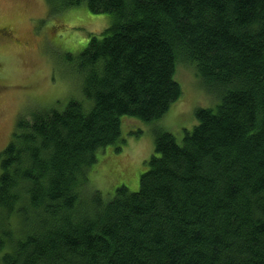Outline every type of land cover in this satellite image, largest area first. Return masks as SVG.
I'll return each mask as SVG.
<instances>
[{
	"label": "trees",
	"instance_id": "1",
	"mask_svg": "<svg viewBox=\"0 0 264 264\" xmlns=\"http://www.w3.org/2000/svg\"><path fill=\"white\" fill-rule=\"evenodd\" d=\"M46 2L113 21L77 56L84 98L18 117L0 152V264H264V0ZM180 61L218 103L182 142L156 131L139 189L105 200L98 153L124 116H165Z\"/></svg>",
	"mask_w": 264,
	"mask_h": 264
},
{
	"label": "rangeland",
	"instance_id": "2",
	"mask_svg": "<svg viewBox=\"0 0 264 264\" xmlns=\"http://www.w3.org/2000/svg\"><path fill=\"white\" fill-rule=\"evenodd\" d=\"M112 21L110 14L93 13L85 4L53 14L46 0H0V27L13 33L12 39L0 34V152L10 142L18 117L40 108L62 110L70 99L84 98L77 56ZM175 78L183 92L163 118L147 122L124 116V141L117 144L121 150L111 144L98 153L88 173L89 187L105 200L121 185L139 189L154 153L156 131H170L182 142L196 124V108L218 103L193 64L180 61Z\"/></svg>",
	"mask_w": 264,
	"mask_h": 264
},
{
	"label": "flooded vegetation",
	"instance_id": "3",
	"mask_svg": "<svg viewBox=\"0 0 264 264\" xmlns=\"http://www.w3.org/2000/svg\"><path fill=\"white\" fill-rule=\"evenodd\" d=\"M0 34L10 37L11 39L13 38V33L11 32V29L6 26L0 27Z\"/></svg>",
	"mask_w": 264,
	"mask_h": 264
}]
</instances>
